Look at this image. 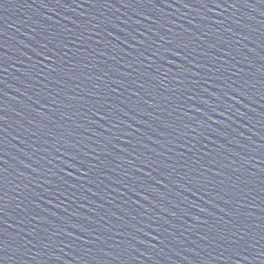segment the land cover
Returning <instances> with one entry per match:
<instances>
[{"label":"water","instance_id":"95a60500","mask_svg":"<svg viewBox=\"0 0 264 264\" xmlns=\"http://www.w3.org/2000/svg\"><path fill=\"white\" fill-rule=\"evenodd\" d=\"M0 264H264V0H0Z\"/></svg>","mask_w":264,"mask_h":264}]
</instances>
